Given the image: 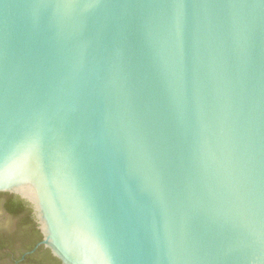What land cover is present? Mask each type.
Here are the masks:
<instances>
[{"label":"water","instance_id":"obj_1","mask_svg":"<svg viewBox=\"0 0 264 264\" xmlns=\"http://www.w3.org/2000/svg\"><path fill=\"white\" fill-rule=\"evenodd\" d=\"M0 192L61 264H264V0H0Z\"/></svg>","mask_w":264,"mask_h":264},{"label":"flooded vegetation","instance_id":"obj_2","mask_svg":"<svg viewBox=\"0 0 264 264\" xmlns=\"http://www.w3.org/2000/svg\"><path fill=\"white\" fill-rule=\"evenodd\" d=\"M14 196L0 193V242H11V245L7 248L0 247V264H32L33 260L24 259L26 255H30L31 253H33L36 248L32 252H30V249L21 254V251H23V244L25 243L26 239H30V237L28 235H21L18 233L19 230L17 228H19L20 219L17 216L13 215L14 213L9 212L5 207L6 201L10 199V197L17 200V198ZM25 203L31 208V206L27 202ZM31 217L35 223V227L39 230L38 223L34 218L32 208ZM34 259H36V257H34Z\"/></svg>","mask_w":264,"mask_h":264},{"label":"trees","instance_id":"obj_3","mask_svg":"<svg viewBox=\"0 0 264 264\" xmlns=\"http://www.w3.org/2000/svg\"><path fill=\"white\" fill-rule=\"evenodd\" d=\"M5 193L10 196H14V194L9 192H0ZM17 200L10 197L6 201L5 207L6 209L14 213L13 215L17 216L19 220V231L18 233L21 235H28L30 239H26L25 243L23 244L21 254L24 253L26 250L32 249L37 242L42 239V234L40 231L35 227V223L31 217V208L26 205V203L14 196ZM11 245V242L7 243V241L0 242V247H8ZM39 256V257H38ZM36 257V259H34ZM24 260H33L32 264H61L60 260L52 255L50 250L44 247L42 244L36 247L35 251L30 255H26Z\"/></svg>","mask_w":264,"mask_h":264}]
</instances>
